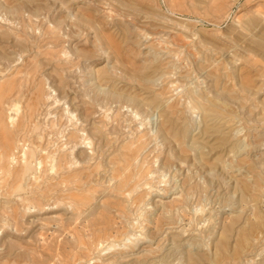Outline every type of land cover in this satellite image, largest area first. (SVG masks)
I'll list each match as a JSON object with an SVG mask.
<instances>
[{"label": "rangeland", "instance_id": "374dc122", "mask_svg": "<svg viewBox=\"0 0 264 264\" xmlns=\"http://www.w3.org/2000/svg\"><path fill=\"white\" fill-rule=\"evenodd\" d=\"M0 264H264V0H0Z\"/></svg>", "mask_w": 264, "mask_h": 264}, {"label": "bare ground", "instance_id": "6f19581e", "mask_svg": "<svg viewBox=\"0 0 264 264\" xmlns=\"http://www.w3.org/2000/svg\"><path fill=\"white\" fill-rule=\"evenodd\" d=\"M167 119H168V117H167Z\"/></svg>", "mask_w": 264, "mask_h": 264}]
</instances>
